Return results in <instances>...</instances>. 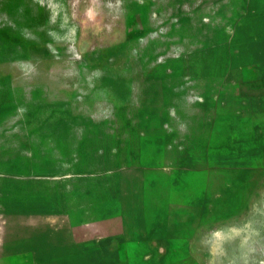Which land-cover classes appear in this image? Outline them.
<instances>
[{
  "label": "rangeland",
  "instance_id": "374dc122",
  "mask_svg": "<svg viewBox=\"0 0 264 264\" xmlns=\"http://www.w3.org/2000/svg\"><path fill=\"white\" fill-rule=\"evenodd\" d=\"M0 219L264 264V0H0Z\"/></svg>",
  "mask_w": 264,
  "mask_h": 264
},
{
  "label": "crops",
  "instance_id": "0c3cea01",
  "mask_svg": "<svg viewBox=\"0 0 264 264\" xmlns=\"http://www.w3.org/2000/svg\"><path fill=\"white\" fill-rule=\"evenodd\" d=\"M14 224L13 221L0 219V264H20L21 259L53 260L59 254L64 255L70 248L68 240L56 237L53 233L44 245L36 243L32 238L27 240L32 239V241L22 243L21 232L14 227ZM201 228V226H196L195 234ZM76 244L80 251V258L83 259H98L101 254H107L105 256L111 258H117L119 255L125 257V254L129 253L143 257L147 254L143 247L149 248V241L139 236L138 238L114 239L113 237L82 234L80 244Z\"/></svg>",
  "mask_w": 264,
  "mask_h": 264
}]
</instances>
